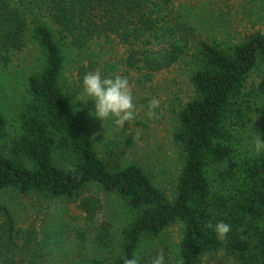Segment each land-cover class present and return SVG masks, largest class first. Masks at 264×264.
I'll return each mask as SVG.
<instances>
[{
    "label": "trees",
    "instance_id": "16d2710c",
    "mask_svg": "<svg viewBox=\"0 0 264 264\" xmlns=\"http://www.w3.org/2000/svg\"><path fill=\"white\" fill-rule=\"evenodd\" d=\"M174 2L0 0V61L6 63L9 51L20 49L31 30L44 63L27 81L30 101L21 116V134L8 153L0 144V195L13 191L77 200L89 183L116 194L131 218L113 264L135 258L144 238L158 236L175 222L183 225L175 264H198L203 255L219 250L237 264H264V154L240 162L241 183L232 191H212L205 173L207 166L220 165L232 154L226 123L236 125L245 117L242 91L249 73L264 62V35L252 34L228 52L205 41L195 45L199 67L190 78L195 97L181 110L173 135L182 168L172 201L137 165L108 168L94 150L88 124L71 112L63 91L65 44L86 48L114 38L124 48L125 66L148 77L185 57L194 32ZM6 127L0 112V143ZM54 149L68 157L67 165L55 164ZM0 215L6 246L0 264H33L23 256L30 232L15 228L1 201ZM221 220L231 226L223 239L208 226Z\"/></svg>",
    "mask_w": 264,
    "mask_h": 264
},
{
    "label": "rangeland",
    "instance_id": "374dc122",
    "mask_svg": "<svg viewBox=\"0 0 264 264\" xmlns=\"http://www.w3.org/2000/svg\"><path fill=\"white\" fill-rule=\"evenodd\" d=\"M174 9L194 32L188 54L175 65L151 77L143 70L129 69L123 62L124 48L111 38L93 42L86 48L65 44L61 78L71 112L88 124L94 150L108 168L137 165L168 201L176 196L182 168V157L174 145L173 135L179 128L181 110L195 97L190 82L199 67L193 57L195 45L205 41L228 52L230 47L244 42L252 34L264 35V0H175ZM6 58V63L0 61V112L6 118L7 127L0 144L8 153L21 134V116L30 101L28 78L39 73L44 63L31 30L24 36L23 46L9 51ZM94 70L105 76L128 77L135 115L123 128H117L112 118L100 121L90 115V111H94L92 101H77L83 99L84 74ZM153 98L160 104L155 110L157 115L149 118L146 113ZM241 101L245 108L243 121L236 125L226 123L233 137L230 158L205 169L212 191H232L239 187L240 162L264 154V151H254L258 135L264 141V62L249 73ZM67 158L54 149L55 164L65 166L69 162ZM0 201L9 210L15 228L30 232L23 256L26 261L33 260V264H89L93 261L113 264L131 218L122 198L105 192L95 183L87 184L77 200L5 191ZM4 220L0 215V254L6 251L2 239ZM182 233L183 225L175 222L158 236L144 238L135 258L139 264H150L151 258L160 253L166 264H175ZM198 264L237 262L224 250H219L203 255Z\"/></svg>",
    "mask_w": 264,
    "mask_h": 264
},
{
    "label": "clouds",
    "instance_id": "9594fccd",
    "mask_svg": "<svg viewBox=\"0 0 264 264\" xmlns=\"http://www.w3.org/2000/svg\"><path fill=\"white\" fill-rule=\"evenodd\" d=\"M81 89L83 99H77V101H92L94 111H90L89 114L100 121L112 118L113 124L117 128H123L125 122L134 118L133 92L127 76H105L98 70L86 72L82 78ZM159 104L160 101L156 98L149 101L146 113L149 118L157 115L155 110ZM254 151L256 153L264 151V141L259 138V135L254 143ZM208 226L213 228L220 238L225 237L231 231L230 224L222 220L217 221L214 226L211 223ZM124 264H139V262L137 258H131L125 260ZM150 264H166L165 258L162 254L157 253L151 258Z\"/></svg>",
    "mask_w": 264,
    "mask_h": 264
}]
</instances>
